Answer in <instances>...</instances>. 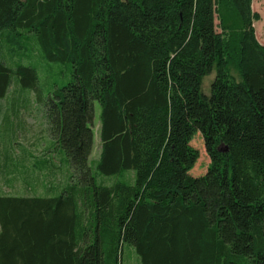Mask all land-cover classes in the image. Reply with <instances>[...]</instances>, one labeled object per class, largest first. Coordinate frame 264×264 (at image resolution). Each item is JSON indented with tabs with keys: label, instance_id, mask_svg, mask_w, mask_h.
Listing matches in <instances>:
<instances>
[{
	"label": "trees",
	"instance_id": "16d2710c",
	"mask_svg": "<svg viewBox=\"0 0 264 264\" xmlns=\"http://www.w3.org/2000/svg\"><path fill=\"white\" fill-rule=\"evenodd\" d=\"M251 3L0 0V264H122L125 246L136 264H264V45ZM23 42L69 62V76L41 85L32 56L9 54ZM24 90L69 166L41 161L55 181L43 194L3 190L16 183L7 129ZM130 169L110 184L95 175Z\"/></svg>",
	"mask_w": 264,
	"mask_h": 264
},
{
	"label": "rangeland",
	"instance_id": "374dc122",
	"mask_svg": "<svg viewBox=\"0 0 264 264\" xmlns=\"http://www.w3.org/2000/svg\"><path fill=\"white\" fill-rule=\"evenodd\" d=\"M252 10L256 13V17L252 21V26L255 32L257 39L264 45V0H252L251 3ZM12 43V42H11ZM13 44V43H12ZM24 45L27 48H22L19 46L17 52L15 50H10V56L14 61H23L28 63L30 56L34 58L35 66L40 74V83L44 84V80H48L50 83L63 81L66 77L69 76V66L70 63H60L52 60H47L44 58L41 53L37 50L32 51L33 47L31 42ZM31 50V51H30ZM26 51V52H24ZM22 52V53H21ZM28 52V53H27ZM30 53V54H29ZM28 56V57H27ZM32 61V60H31ZM212 74H206L203 78L205 89H208L209 83ZM12 88L10 90V93ZM25 95L28 97V104L26 109H20V112L15 118L14 122L11 123V128L7 129L9 135L11 134V145H14L15 149L13 151L12 161L16 159L19 161V165L16 166L15 171V181L12 179L13 174H9L8 178H11V182L14 183L12 187L10 182H7L8 185L3 187V190H6L8 193L14 194H24V193H45L46 186L48 184L54 183L49 182V179H52L48 176L49 170L46 166H42L43 160H49L50 162H55L60 164L63 168L69 167L67 162V157L64 150H60L55 145L52 138L48 135L45 129V122L41 113L40 103H36L35 98H33L32 92L24 90ZM3 104L6 105V101H3ZM26 106V105H25ZM100 103L94 101V118L92 122L93 131H94V142L92 151L89 156V161L94 165L96 159L99 157L101 141H100ZM2 117H0V136L4 129H2ZM5 139V138H4ZM191 144L196 147L199 151V156L196 159L194 166L189 170L193 175L203 174L209 163V155L205 149L203 137L200 131H196L192 138ZM0 146H2L0 144ZM14 164V163H13ZM45 165V163H43ZM49 163L47 165H51ZM10 167V166H9ZM14 167H10V169ZM17 173V175H16ZM58 174V173H57ZM96 178L98 181L103 183L110 184L114 180H130L133 178V170H124L116 174H102L95 172ZM136 253L131 246H125L123 249V262L122 264H136Z\"/></svg>",
	"mask_w": 264,
	"mask_h": 264
},
{
	"label": "water",
	"instance_id": "95a60500",
	"mask_svg": "<svg viewBox=\"0 0 264 264\" xmlns=\"http://www.w3.org/2000/svg\"><path fill=\"white\" fill-rule=\"evenodd\" d=\"M222 149H226V146H225V147H223Z\"/></svg>",
	"mask_w": 264,
	"mask_h": 264
},
{
	"label": "crops",
	"instance_id": "0c3cea01",
	"mask_svg": "<svg viewBox=\"0 0 264 264\" xmlns=\"http://www.w3.org/2000/svg\"><path fill=\"white\" fill-rule=\"evenodd\" d=\"M3 159V158H2Z\"/></svg>",
	"mask_w": 264,
	"mask_h": 264
}]
</instances>
